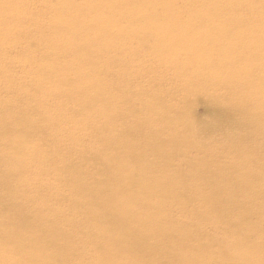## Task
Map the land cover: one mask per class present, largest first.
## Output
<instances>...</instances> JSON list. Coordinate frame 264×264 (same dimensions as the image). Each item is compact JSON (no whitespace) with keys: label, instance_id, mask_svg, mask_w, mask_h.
Returning <instances> with one entry per match:
<instances>
[{"label":"bare ground","instance_id":"6f19581e","mask_svg":"<svg viewBox=\"0 0 264 264\" xmlns=\"http://www.w3.org/2000/svg\"><path fill=\"white\" fill-rule=\"evenodd\" d=\"M24 5L0 0V264H264V0H47L21 75L1 47ZM164 35L190 43L151 46L115 128L130 40Z\"/></svg>","mask_w":264,"mask_h":264},{"label":"rangeland","instance_id":"374dc122","mask_svg":"<svg viewBox=\"0 0 264 264\" xmlns=\"http://www.w3.org/2000/svg\"><path fill=\"white\" fill-rule=\"evenodd\" d=\"M42 0H22V2H24V10H22L21 12H23L22 16L20 17L23 18V16L25 17V23L21 22L20 23V28H18L16 26L15 29H12L11 33L8 34V36H10L9 38L11 40H14V41H18L16 43H14V46L13 47H5V46H2V50L4 51V53L6 55H8L7 57H13V64H14V68L16 69V73L18 74H24L26 72H29L27 67L25 69V71H21L19 69V67L23 66L24 67V64L21 63L22 59L24 58L25 55L28 54L27 50L26 49V44L30 41H34L37 39V36L36 35H33L34 32H35V29L34 27H32L27 19L31 18V14L32 13H42L45 15V17L47 19H50L52 17V14L49 13V11H47V0L46 1H43V2H40ZM31 10V11H29ZM228 13H237V11L235 10H228L227 11ZM154 23L156 22V20L153 21ZM120 29H124V30H129V29H143V28H147V29H209L210 26H207V25H197V26H189V25H186V26H178V25H146L145 26H142V25H123V26H120L119 27ZM26 34H28V36H26ZM11 35H13L14 37H12ZM33 35V36H32ZM167 35H164V36H161L160 38L156 37V38H153L152 39H149V38H137L136 40H130V44H128V46L131 47V52H130V56H129V61H131L132 65L131 67H128V73L126 72V74H129V75H126V80L128 82V93L126 91V93L123 91L121 92L120 90H118L117 88H121V87H118V82L120 80L117 81V79H115V94H116V97L117 99L115 100V108L117 107V110L115 111L116 112V115H115V124H114V127L115 128H118V122H117V119H118V114H117V111L119 112V105H121L120 103V99L118 96L121 95V93H124L126 95H132L133 94V91H134V88H135V85H134V82H136L135 78L136 76L138 75V70L140 69L138 67V63H141V62H145L144 65L145 66H148L149 64H153L154 62H156L157 58L156 56H153V55H149L148 52L150 51V48L151 46L155 48H158L160 50L162 49H167L168 48V51H171L172 49H176L178 47H180L179 49H182L183 46H185L186 43H190L188 41V36L186 35H173V36H170V37H166ZM192 39H194L195 42H205L208 44V41L210 40L209 38H199V36H194L192 37ZM188 41V42H186ZM210 42V41H209ZM115 44L116 45H119L120 44V40L119 39H116L115 40ZM195 46V45H194ZM154 49V48H153ZM2 51V52H3ZM196 60H199L200 62H203V63H207V60L208 59H204L203 57L201 59H196ZM218 67H220V64H218ZM216 69V68H214ZM123 74V73H122ZM19 75V76H21ZM129 76V78H128ZM115 78H118V76H116ZM140 81V80H139ZM126 88V90H127ZM125 90V89H124ZM118 91V92H117ZM8 95L5 96V99H7ZM133 96V95H132ZM117 105V106H116ZM210 105L208 104L207 100L203 97H197L195 100H194V103L192 105V108H191V112H190V116L191 118L193 119V121H195L197 124H202V123H205L207 124L208 123V119L210 117V114H211V108L209 107ZM134 118H131L129 119V123H132L134 122ZM78 128L81 127V125H78L77 126ZM79 136V135H78ZM136 138V135L133 134V136L131 137L130 136V140H133ZM163 141H167V138L165 137L163 139ZM86 141L83 140V138L81 136H79V138L77 139V137H72V138H67L64 142V145L66 147H81ZM5 152V151H4ZM4 154V153H3ZM191 156H195V153H191ZM247 159L244 161V163H241V166L243 168V171L247 172L248 170H252V169H256V160H255V155L253 154H248ZM84 162H86V160H84ZM185 168H186V165L184 164L183 165ZM229 167V165H228ZM230 171V170H229ZM227 173V177H226V181L227 183L229 184L231 181H233L234 179H236L237 175L232 173L231 171ZM251 176H253L254 174H249ZM250 177H247V178H251ZM254 177V176H253ZM75 198H77V196H74ZM244 210V209H243ZM245 212V210H244ZM244 230H249L250 229V226H248V228L246 229L245 227H243ZM258 227L256 226H252V229H256ZM207 232L211 235H217V231L212 229L211 227L210 228H207L206 229ZM255 235L257 236H262L264 234V230L261 229V230H258L254 233ZM243 239H244V235H243ZM89 256H92V252H90L88 254Z\"/></svg>","mask_w":264,"mask_h":264}]
</instances>
